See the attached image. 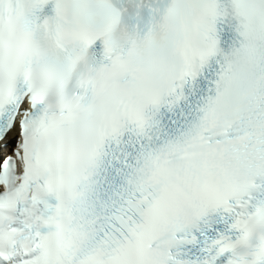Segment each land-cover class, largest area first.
<instances>
[{
  "label": "snow or ice",
  "instance_id": "snow-or-ice-1",
  "mask_svg": "<svg viewBox=\"0 0 264 264\" xmlns=\"http://www.w3.org/2000/svg\"><path fill=\"white\" fill-rule=\"evenodd\" d=\"M0 264H264V0H0Z\"/></svg>",
  "mask_w": 264,
  "mask_h": 264
}]
</instances>
